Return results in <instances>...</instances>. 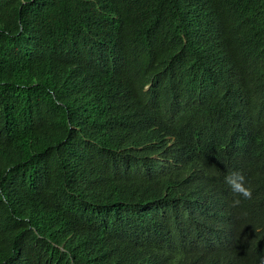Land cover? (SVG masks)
Returning <instances> with one entry per match:
<instances>
[{
	"label": "trees",
	"instance_id": "obj_1",
	"mask_svg": "<svg viewBox=\"0 0 264 264\" xmlns=\"http://www.w3.org/2000/svg\"><path fill=\"white\" fill-rule=\"evenodd\" d=\"M223 50L244 106L206 80ZM150 111L194 139L264 125V0H0V264H222L221 242L178 261L224 199L162 196L182 160L141 137Z\"/></svg>",
	"mask_w": 264,
	"mask_h": 264
},
{
	"label": "clouds",
	"instance_id": "obj_2",
	"mask_svg": "<svg viewBox=\"0 0 264 264\" xmlns=\"http://www.w3.org/2000/svg\"><path fill=\"white\" fill-rule=\"evenodd\" d=\"M208 64L206 80L223 79L224 104L244 106L249 85L235 68L234 55L223 50ZM151 113L137 124L144 132L141 137L156 150L182 160L172 174L160 175L162 196L178 198L182 188L191 186L189 193L196 197L215 188L224 199V218L190 235L180 250L191 246L183 259L219 257L216 248L221 242L232 249L221 258L222 264H264V125H252L246 118L227 123L206 117L204 136L194 139L180 133L171 120L162 118V125L154 127Z\"/></svg>",
	"mask_w": 264,
	"mask_h": 264
},
{
	"label": "rangeland",
	"instance_id": "obj_3",
	"mask_svg": "<svg viewBox=\"0 0 264 264\" xmlns=\"http://www.w3.org/2000/svg\"><path fill=\"white\" fill-rule=\"evenodd\" d=\"M210 30H212V28H210ZM146 89H148V86H146ZM163 164L160 163L157 167H161ZM191 250V246L187 245L185 250L180 251L178 254L181 255L180 257H178V261H180L181 259H183L184 255H186V253H188Z\"/></svg>",
	"mask_w": 264,
	"mask_h": 264
}]
</instances>
